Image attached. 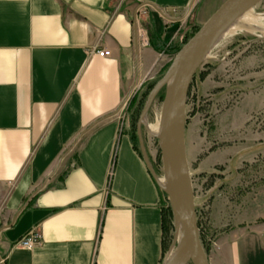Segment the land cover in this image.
<instances>
[{
	"label": "crops",
	"instance_id": "0c3cea01",
	"mask_svg": "<svg viewBox=\"0 0 264 264\" xmlns=\"http://www.w3.org/2000/svg\"><path fill=\"white\" fill-rule=\"evenodd\" d=\"M193 2L0 0V264H163L161 188L118 110ZM217 150L211 264H264V172Z\"/></svg>",
	"mask_w": 264,
	"mask_h": 264
},
{
	"label": "rangeland",
	"instance_id": "374dc122",
	"mask_svg": "<svg viewBox=\"0 0 264 264\" xmlns=\"http://www.w3.org/2000/svg\"><path fill=\"white\" fill-rule=\"evenodd\" d=\"M224 1L194 0L191 15L184 23L179 39L175 43L158 42L161 57L151 77L141 81L124 98L118 110L122 128L132 137L135 148L143 153L141 136L158 176L163 175L160 144L148 124L155 125L160 120L167 84L154 97L144 117L145 123L142 111L153 86L179 55L184 46L179 49L183 40L188 41L196 33L195 27L200 28ZM250 8L247 11L260 16L264 24V0H259ZM259 35V32L240 31L218 42L209 56L202 60L188 92L185 118L187 162L201 243L210 264L215 260L213 254L218 231L210 222L211 193L206 191L212 174L206 180V173L201 170V160L213 149L219 152L225 150L230 154L238 152L231 161L232 168L238 163L242 164L239 158L247 154V158H256L257 161L245 162L244 168L264 172V37ZM161 201L167 214L163 254L167 258L171 250L178 247L179 222L163 190Z\"/></svg>",
	"mask_w": 264,
	"mask_h": 264
},
{
	"label": "water",
	"instance_id": "95a60500",
	"mask_svg": "<svg viewBox=\"0 0 264 264\" xmlns=\"http://www.w3.org/2000/svg\"><path fill=\"white\" fill-rule=\"evenodd\" d=\"M258 1L225 0L181 48L172 66L153 86L142 111L141 116L144 118L157 92L163 85L168 86V82L173 78L163 100L160 131L157 135L166 186L159 181L140 136L141 150L149 168L160 188L168 195L173 213L183 228V240L181 244L178 243L180 252L174 256L169 255L164 264H210L201 243L187 162L185 118L188 92L203 55L214 37L230 21Z\"/></svg>",
	"mask_w": 264,
	"mask_h": 264
},
{
	"label": "bare ground",
	"instance_id": "6f19581e",
	"mask_svg": "<svg viewBox=\"0 0 264 264\" xmlns=\"http://www.w3.org/2000/svg\"><path fill=\"white\" fill-rule=\"evenodd\" d=\"M247 10H251V8L246 9L245 11L240 13L237 17H235L232 21H230L225 27H223L221 31H219V33L214 37V39L207 47L203 55V59L209 56L210 52L218 44V42H222L227 37H230L240 31H246L254 34L259 32L260 33L259 36L264 37V24L260 21V16L254 15L251 13V11H247ZM172 82H173V78L170 79V81L168 82V87L172 85ZM145 121L146 118L143 119L144 123ZM148 127L152 131V133L158 135L160 131V120L155 125L148 124ZM159 181L161 182V184H163V186L167 185L164 173L163 175L159 176ZM182 240H183V228H182V224L179 223L178 231H177V241L178 243L181 244ZM180 250L181 249H178V247H174L171 250L170 255L171 256L177 255L180 252Z\"/></svg>",
	"mask_w": 264,
	"mask_h": 264
},
{
	"label": "built area",
	"instance_id": "2783aa9c",
	"mask_svg": "<svg viewBox=\"0 0 264 264\" xmlns=\"http://www.w3.org/2000/svg\"><path fill=\"white\" fill-rule=\"evenodd\" d=\"M99 54L101 56H109L111 54V52L108 49H101V50H99ZM20 242H21L22 246L28 247V248L39 245L41 243V234L35 230H31L30 232H28L26 234V236H24L21 239ZM165 260H164V262H165ZM164 262H163V264H164Z\"/></svg>",
	"mask_w": 264,
	"mask_h": 264
},
{
	"label": "trees",
	"instance_id": "16d2710c",
	"mask_svg": "<svg viewBox=\"0 0 264 264\" xmlns=\"http://www.w3.org/2000/svg\"><path fill=\"white\" fill-rule=\"evenodd\" d=\"M199 29V27H195V31H197ZM187 40H183V44L179 47V49L186 43ZM157 49L160 51V48L159 46H157ZM131 137V136H130ZM131 140H132V137H131ZM133 141V140H132ZM134 145V143H133ZM162 190V189H161ZM172 209V208H171ZM166 221H167V214L165 212V209H164V214H163V230H164V247H165V231L167 230V226H166Z\"/></svg>",
	"mask_w": 264,
	"mask_h": 264
}]
</instances>
